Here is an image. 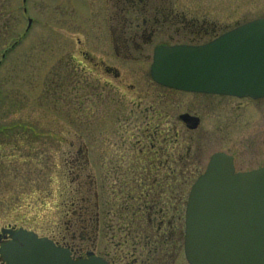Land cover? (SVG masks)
<instances>
[{"label": "flooded vegetation", "instance_id": "af4514ba", "mask_svg": "<svg viewBox=\"0 0 264 264\" xmlns=\"http://www.w3.org/2000/svg\"><path fill=\"white\" fill-rule=\"evenodd\" d=\"M105 2L107 8L102 20L95 23L97 33L85 36V46L89 49H79L75 59L89 72H93L95 66L112 75L121 87L120 64H109L104 56L123 61L147 60L145 48L157 42L148 58L151 63L156 46H194L220 34V23L214 19L206 20L199 8L190 12L188 0ZM127 12L131 17L129 20L125 16ZM77 42L80 44L81 40L77 38ZM109 45L111 57L107 51ZM96 56L98 62L94 60ZM150 63L147 68L149 78ZM108 89L105 109L107 113L112 112V116L105 115L94 123L91 121L87 135L97 129L106 138L109 136L107 125L123 119L135 127L142 123L137 130L143 143L133 160L127 161L132 160L133 164L122 166L118 164L120 158L102 163L100 172H121L116 190L111 191L120 195L115 201L106 199L101 206L95 175H87V181L79 180V174L75 175L73 179L78 185L72 194L69 210L60 213L65 220L59 222L58 228L63 225V229H58V237L49 238L67 248L73 258L92 254L108 264H121V255H129L135 264H172L179 242L184 256V218L191 186H187L188 174L198 172L206 158L198 176L211 163H216L219 169L229 167L234 173L264 168V97L165 87ZM101 92H105L103 88ZM126 92L136 97L132 110L135 115L120 118L118 116L123 113L120 103ZM146 98L152 101L141 108V100ZM183 105L187 108L172 114L176 106ZM90 142L84 148L79 146L76 149V155L82 157V164L74 162L76 172L91 169L95 148ZM183 188L186 189L185 195ZM109 214L116 219L111 226L105 223ZM10 240L9 235L0 234V246ZM118 252L122 254L119 256ZM0 264H5L2 257Z\"/></svg>", "mask_w": 264, "mask_h": 264}, {"label": "rangeland", "instance_id": "374dc122", "mask_svg": "<svg viewBox=\"0 0 264 264\" xmlns=\"http://www.w3.org/2000/svg\"><path fill=\"white\" fill-rule=\"evenodd\" d=\"M188 4L190 12L199 8L206 20L219 22L220 33L264 17V0H188ZM106 8L105 0H0V228H23L41 236L58 237V229H63V225L58 228L59 222L65 220L60 216L61 210L63 214L69 210L78 185L73 179L76 174L83 181L90 173L95 175L101 206L106 199L115 201L120 197L111 191L116 190L121 172H100L102 163L120 158L118 164L122 166L133 164V156L143 143L137 130L142 123L135 127L122 119L106 124V138L97 129L87 135L88 128L101 117L112 116L105 109L108 88L164 87L149 78L147 69L151 48L157 42L143 49L147 60L137 61L112 58L109 45L107 51L112 59H103L109 64H120L123 87L95 66L89 72L77 64V51L89 49L85 36H95V23L101 22ZM125 16L131 18L128 12ZM135 101L134 94L126 92L120 103L123 113L118 117L135 115ZM151 101L142 99L140 107ZM176 108L173 115L187 105ZM177 128L181 130L180 126ZM89 142L95 148L93 171L89 168L76 172L74 162L82 164L76 149ZM130 158L131 162H127ZM206 160L198 172L188 174V187ZM109 216L105 223L111 226L116 219ZM180 249L179 242L172 264H187ZM131 261L132 256L121 255L119 263Z\"/></svg>", "mask_w": 264, "mask_h": 264}, {"label": "water", "instance_id": "95a60500", "mask_svg": "<svg viewBox=\"0 0 264 264\" xmlns=\"http://www.w3.org/2000/svg\"><path fill=\"white\" fill-rule=\"evenodd\" d=\"M150 74L187 91L264 97V17L200 45L156 46ZM184 254L188 264H264V168L234 173L211 163L191 186ZM5 264H108L70 251L32 230L1 228Z\"/></svg>", "mask_w": 264, "mask_h": 264}]
</instances>
